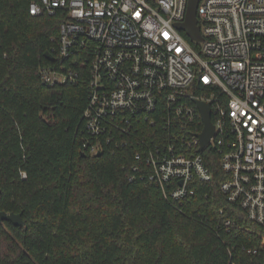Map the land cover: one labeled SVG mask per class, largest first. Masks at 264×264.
Here are the masks:
<instances>
[{
    "label": "built area",
    "instance_id": "1",
    "mask_svg": "<svg viewBox=\"0 0 264 264\" xmlns=\"http://www.w3.org/2000/svg\"><path fill=\"white\" fill-rule=\"evenodd\" d=\"M187 2L32 0L30 15L61 17L49 50L55 64L40 68L41 81L74 83L76 67L86 69L82 151L134 149L129 180L138 176L175 206L193 196L190 182L212 181L201 152L218 148L220 191L262 224L264 0H197L201 40L176 26ZM198 101L214 126L201 150ZM234 225L222 220L225 229Z\"/></svg>",
    "mask_w": 264,
    "mask_h": 264
},
{
    "label": "trees",
    "instance_id": "2",
    "mask_svg": "<svg viewBox=\"0 0 264 264\" xmlns=\"http://www.w3.org/2000/svg\"><path fill=\"white\" fill-rule=\"evenodd\" d=\"M31 1L0 0V211L25 221L0 222V264H264V223L220 191L218 148L201 152L212 181L190 182L181 206L129 180L134 149L80 154L88 73L41 81L61 17L30 15Z\"/></svg>",
    "mask_w": 264,
    "mask_h": 264
},
{
    "label": "water",
    "instance_id": "3",
    "mask_svg": "<svg viewBox=\"0 0 264 264\" xmlns=\"http://www.w3.org/2000/svg\"><path fill=\"white\" fill-rule=\"evenodd\" d=\"M196 6H197V0H188L185 19L184 21L176 24V26L178 29L183 30L190 39L201 40L202 36L199 30V26L197 25ZM44 56L49 61H54V57L49 51H46L44 53ZM196 103L200 111L202 122H203V129L198 134V137L200 139L199 149L201 150L203 149V147L205 146L209 138L212 136L214 126L210 120L209 106L199 101ZM80 154L82 156H86V153L84 151H80ZM94 155L100 156L101 152L99 151L95 153ZM2 221H8L14 226H24L25 225V221L23 220L21 213L7 212L4 210L0 211V222Z\"/></svg>",
    "mask_w": 264,
    "mask_h": 264
},
{
    "label": "rangeland",
    "instance_id": "4",
    "mask_svg": "<svg viewBox=\"0 0 264 264\" xmlns=\"http://www.w3.org/2000/svg\"><path fill=\"white\" fill-rule=\"evenodd\" d=\"M195 46L200 47L201 43H196Z\"/></svg>",
    "mask_w": 264,
    "mask_h": 264
}]
</instances>
